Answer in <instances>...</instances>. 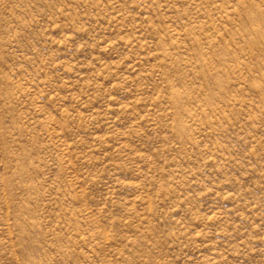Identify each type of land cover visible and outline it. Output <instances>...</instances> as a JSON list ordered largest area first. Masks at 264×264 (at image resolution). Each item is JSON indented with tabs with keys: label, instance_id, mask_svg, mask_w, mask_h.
Listing matches in <instances>:
<instances>
[{
	"label": "rangeland",
	"instance_id": "1",
	"mask_svg": "<svg viewBox=\"0 0 264 264\" xmlns=\"http://www.w3.org/2000/svg\"><path fill=\"white\" fill-rule=\"evenodd\" d=\"M0 264H264V0H0Z\"/></svg>",
	"mask_w": 264,
	"mask_h": 264
}]
</instances>
